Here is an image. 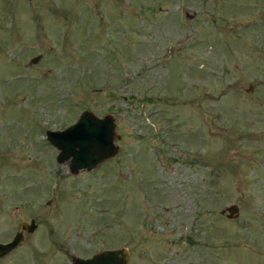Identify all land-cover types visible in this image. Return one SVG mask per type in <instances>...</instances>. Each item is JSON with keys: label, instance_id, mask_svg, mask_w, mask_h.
Here are the masks:
<instances>
[{"label": "rangeland", "instance_id": "374dc122", "mask_svg": "<svg viewBox=\"0 0 264 264\" xmlns=\"http://www.w3.org/2000/svg\"><path fill=\"white\" fill-rule=\"evenodd\" d=\"M83 110L119 151L67 175ZM39 207L0 264H264V0H0V242Z\"/></svg>", "mask_w": 264, "mask_h": 264}, {"label": "water", "instance_id": "95a60500", "mask_svg": "<svg viewBox=\"0 0 264 264\" xmlns=\"http://www.w3.org/2000/svg\"><path fill=\"white\" fill-rule=\"evenodd\" d=\"M191 18V17H190ZM40 56L31 59L36 64ZM115 116L108 113L103 117L97 116L90 110H83L78 119L62 130H46V139L56 150V162L68 168L71 174L80 171H92L101 163L117 155L119 148L116 141ZM227 213L228 218L237 217L239 207L231 204L221 211ZM36 225L22 227L31 233ZM21 234L15 235L9 243H0V258L14 249L21 241ZM130 255L126 248L105 250L89 258L73 256L71 264H126Z\"/></svg>", "mask_w": 264, "mask_h": 264}, {"label": "flooded vegetation", "instance_id": "af4514ba", "mask_svg": "<svg viewBox=\"0 0 264 264\" xmlns=\"http://www.w3.org/2000/svg\"><path fill=\"white\" fill-rule=\"evenodd\" d=\"M43 133H44V135H45V129H44V131H43ZM44 138H45V136H44ZM57 163V162H56ZM58 165H61V164H59V163H57ZM102 165V164H101ZM100 166V165H99ZM98 166V167H99ZM65 171H66V174L67 175H73V174H71L69 171H68V168L65 166ZM80 173V172H79ZM78 173V174H79ZM60 175V174H59ZM77 175V174H76ZM50 202H48L47 204H49ZM47 205H45V207H46ZM45 207H39L38 209H37V211L36 210H34V211H32V212H30V214H29V217H27V218H23L21 221H20V228H21V230L20 231H17V232H15L14 233V235L12 236V238L11 239H9V240H7V241H5V242H0V243H9L14 237H15V235L16 234H18V233H20L21 234V241H20V243H18V245L14 248V249H12L9 253H7L6 255H4L3 257H1L0 259H3V258H5L8 254H10L12 251H16V250H18V249H20V248H22V247H24V246H26V244L28 243V242H26V241H28L29 239H28V236L30 235V233H27L25 230H22V227L23 226H26L27 228H29L30 227V225H36V228L34 229V231L33 232H35L37 229H39V227L40 226H43L44 224H45V222H46V220H45V218H43L42 217V213H40L39 212V209H42V210H44L45 209ZM24 209H26V208H20V207H15V210H18V211H22V210H24ZM44 214V216H45V213H43ZM31 222V223H30ZM29 223V224H28ZM32 232V233H33ZM25 244V245H24ZM23 245V246H22ZM119 248H126L128 251H129V249H128V247L127 246H121V247H118V248H111V249H119ZM105 250H110V249H105ZM105 250H102V251H105ZM102 251H99V252H96V253H93V254H91L90 255V257L91 256H93V255H95V254H98V253H101ZM67 254L68 255H70L69 254V252H67ZM129 255H130V251H129ZM131 256V255H130ZM80 257V256H79ZM72 258H73V256H71L70 257V259H71V261H72ZM81 258H88V257H81ZM131 258V257H130ZM130 258H129V261H130ZM129 261L126 263V264H128L129 263Z\"/></svg>", "mask_w": 264, "mask_h": 264}]
</instances>
